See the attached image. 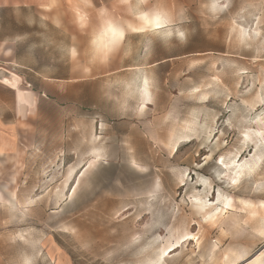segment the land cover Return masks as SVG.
Masks as SVG:
<instances>
[{"label":"rangeland","instance_id":"rangeland-1","mask_svg":"<svg viewBox=\"0 0 264 264\" xmlns=\"http://www.w3.org/2000/svg\"><path fill=\"white\" fill-rule=\"evenodd\" d=\"M51 2L0 0V63L11 62L8 71L36 93L28 123L15 109L13 157L0 158V264L22 256L33 264H106V258L115 264H152L159 250L184 232L199 241H185L175 256L170 254L181 264H233L234 253L256 249L264 193L232 194L233 208L208 225L203 216L196 218L192 201L205 191L196 181H210L209 193L214 187L211 176L196 166L197 154L207 155L202 145L212 130L219 125L234 133L228 137L231 150L242 147V158L251 155L245 133L264 132V125L252 122L264 111V41L254 37L247 46L240 43L241 29L264 32L255 22L259 18L264 24V0H238L234 11L215 19L204 10L209 0H149L170 23L126 31L106 63L86 54L102 47L93 41L98 42L105 19L144 27L139 15L145 9L132 15L116 6L119 0H62L63 7L49 11ZM101 9L109 16L102 18ZM79 16L92 26L81 29ZM164 31L171 35H159ZM145 78L153 101L140 114ZM204 95L211 103L200 99ZM94 144L101 145L107 163L90 170V178L77 177L81 184L72 193L68 170L87 168L84 158L100 151ZM133 161L145 171L133 168ZM165 173L188 180L192 192L187 187L170 192L162 182L153 198L149 179ZM261 184L264 177L258 176L245 188Z\"/></svg>","mask_w":264,"mask_h":264},{"label":"snow or ice","instance_id":"snow-or-ice-1","mask_svg":"<svg viewBox=\"0 0 264 264\" xmlns=\"http://www.w3.org/2000/svg\"><path fill=\"white\" fill-rule=\"evenodd\" d=\"M116 6L121 9H126L132 15H135L137 12H141L142 9H145L139 17V19L143 21L144 27H132L131 25L124 27L119 24H114L109 19H105V28L102 33L101 40L106 42L103 43L102 47H97L89 53H86L87 55H91L94 62L100 61L101 63H106L108 61L109 54L120 48L121 42L125 40L126 31L144 32L146 29L160 28L162 24L170 23L169 17L166 15L162 16L158 11H154V9H159L160 5L158 3H150L149 0H119L118 5ZM237 6L238 0H209V2L204 4V10L208 13L210 18L215 19L221 13L227 16L230 12L234 11ZM46 7L49 11H52L59 7H63V3L62 0H52L50 4L46 5ZM87 7L91 8L92 5L89 3L87 4ZM100 16L105 18L109 16V13L107 10L101 9ZM255 22L260 25L261 28H264V24H260L259 18H256ZM77 23H79L81 29H86V27L92 26V23L84 16H79ZM248 23L251 24L252 21H249ZM240 33V43L242 45L247 46L254 37H259L262 41H264V32H256L250 28L247 34L244 33L243 29L240 30ZM159 35L167 37L168 35H171V33L164 31L159 33ZM179 35L182 38L184 34L179 33ZM96 43V41H93V44ZM261 47L262 50H264V45ZM68 54L69 53L66 51L65 55L67 56ZM70 55L73 59L77 58L78 51L75 47L71 49ZM3 84L8 85L9 81L4 80ZM149 85V79L145 78L143 80V88L139 89L138 112L140 114L144 113L145 104L150 105L153 101L152 95L149 92ZM11 87L15 88L16 84H11ZM192 87L196 93L201 92L200 88H197L194 85ZM209 87H211V85H209ZM3 91L4 89L0 88V93ZM216 94L223 96L226 93L217 90ZM200 99L211 103L209 96L207 95L201 96ZM260 103L261 108L264 109V99H262ZM123 107L126 108L127 105H124ZM252 122L264 125V111H262L260 116ZM230 126L231 125L229 124V127ZM212 131L213 134L208 136L209 143L202 145L207 150V155H205L204 152L198 153L197 155L199 158L196 161V166L198 171L211 176V182H214V187L212 192L209 193L207 186L210 181H196L197 186L200 184L205 185V191L199 194V199L192 201L193 206L196 209V213L199 214L196 218L203 216V220L201 222L204 225L214 223L222 211H227L233 208L234 201L232 199V194L239 195L242 192L246 194L249 190L264 193V184H261L256 188H245V185L251 186L254 184L256 177H264V132L256 133L254 135L245 133L244 144L248 147L251 155H249V153H244V157L242 158L239 155V153L243 151L242 147L238 145L237 151L231 150L232 141H230L228 137L234 135V133H229L227 127L221 131L219 125ZM211 141H217V143L213 145ZM67 147L70 149L72 145L69 144ZM93 147L99 149L100 151H93L90 157L84 158L83 164H86L87 168H84L81 164L79 171L73 172L71 169L68 170V177L71 178V182L68 183V188L72 193L77 192V188L74 185L81 184V181L78 180L77 177L84 176L85 178H90V175L93 174L90 170H98L99 165L107 163L106 157L100 155V152L103 151L101 145L94 144ZM84 151H87V149H84ZM169 151H171V148H169ZM167 154L168 153H165V156H167ZM77 164H80L79 160L77 161ZM132 166L139 172L145 171L144 168H138L134 161L132 162ZM149 175L151 177V174ZM188 175L190 179H194V177H191L190 174ZM157 176H159V173H157ZM162 182L164 187L170 192H183L185 187L188 188L189 192H192V188L188 186V180L182 178L177 181L174 175L165 173L159 179H156L155 177H151L149 179L148 190L153 198L158 196L161 190ZM176 184H180L181 187L176 189L174 187ZM175 199L179 201L180 197L175 196ZM261 199L264 200V196H261ZM185 202H187V197L185 198ZM241 203H244V201H241ZM260 206L264 207V203ZM65 231H68V229H65ZM195 232L196 223L194 219L192 221L191 233ZM256 235L260 239L259 246L250 251H240L238 256L234 253L233 255L235 256V259L233 264H264V224L261 225V228ZM19 239L22 240L23 237H20ZM185 241L198 242L199 236L195 234L190 235L187 232L182 233L177 240H174L169 245H166L165 249L159 250L152 264H181L178 259L170 258V254L175 256L176 253L184 247ZM10 264H33V261L30 258L22 256L18 260L11 261ZM106 264H115V262L107 260L106 258Z\"/></svg>","mask_w":264,"mask_h":264},{"label":"crops","instance_id":"crops-1","mask_svg":"<svg viewBox=\"0 0 264 264\" xmlns=\"http://www.w3.org/2000/svg\"><path fill=\"white\" fill-rule=\"evenodd\" d=\"M7 50V47H5ZM4 65L0 63V69L5 70L15 79L16 87L4 85L0 79V88L4 89L0 93V158L8 159L13 157L15 145V124L14 114L16 107L20 121L29 122L32 117L31 112L35 109L36 93L28 89V85H23L21 78L13 72L8 71L11 62L5 61ZM1 77V76H0ZM16 98V102H15ZM25 117V118H23Z\"/></svg>","mask_w":264,"mask_h":264},{"label":"bare ground","instance_id":"bare-ground-1","mask_svg":"<svg viewBox=\"0 0 264 264\" xmlns=\"http://www.w3.org/2000/svg\"><path fill=\"white\" fill-rule=\"evenodd\" d=\"M142 14V13H141ZM140 14V15H141ZM140 15H139V17H140ZM143 22V21H142ZM128 25V24H127ZM163 25V24H162ZM132 27H136V26H132ZM104 28H105V25H104V27H103V29L101 30V32H100V34H99V36L97 37V43H100V45H102L103 46V43L104 42H106V41H104V40H101V36H102V33H103V31H104ZM161 28V27H160ZM160 28H150V29H160ZM133 33H139V32H133ZM0 79L2 80V81H4V80H8L9 81V84L8 85H11V84H13V83H15V79L13 78V76L11 75V74H9L8 72H6L5 70H3V69H0ZM16 84V83H15ZM150 92V91H149ZM262 208V216H263V218H264V207H261ZM261 219V218H260Z\"/></svg>","mask_w":264,"mask_h":264}]
</instances>
